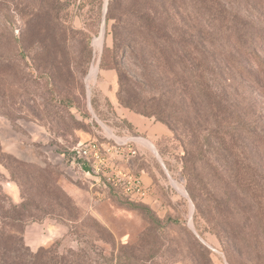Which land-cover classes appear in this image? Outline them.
Listing matches in <instances>:
<instances>
[{"label":"rangeland","instance_id":"rangeland-1","mask_svg":"<svg viewBox=\"0 0 264 264\" xmlns=\"http://www.w3.org/2000/svg\"><path fill=\"white\" fill-rule=\"evenodd\" d=\"M248 1L0 0V254L12 234L65 264H264V94L241 48L264 52V11ZM106 136L147 197L72 164Z\"/></svg>","mask_w":264,"mask_h":264},{"label":"trees","instance_id":"trees-1","mask_svg":"<svg viewBox=\"0 0 264 264\" xmlns=\"http://www.w3.org/2000/svg\"><path fill=\"white\" fill-rule=\"evenodd\" d=\"M255 2H256V5L260 7V10H258V13L261 11H264V0H249L247 3L249 10L253 12L257 11V8L254 4ZM111 6H112V1L109 4L107 20H110L111 18L110 16ZM142 12H139L137 16H134L133 18L136 21H140L141 19L143 21H149L153 18L149 14L145 16L146 11L144 13ZM263 14L264 12H262V14H258L257 16L263 17ZM117 23L120 24V20H118L116 24ZM134 24L135 22L131 20V22L129 23V27H128L129 32H131L132 34L144 36L146 40H152V38H150L151 37L150 33L148 34V33H145L144 31L142 32L141 26L134 25ZM146 24L148 26L149 23H146ZM257 37H259V44L261 45V47H263L264 46V34L259 33L257 34ZM116 40H118V38ZM250 43H251V39H250ZM241 48L243 49V53L248 54L250 57L249 59L251 61V67H252L250 68L252 69L253 72L250 71V69H248L249 70L248 72H250L249 77H251L253 82L257 86H259V92L264 94V84H262V82L258 78L259 76H262L264 78V52L262 49L259 50L257 46H255V43L250 44L249 46L247 44H244L243 46H241ZM241 69L244 70V66H241ZM255 70L257 72H255ZM141 113L144 114V112L142 111ZM129 124L132 126L130 122ZM11 208L15 210L16 207L11 205ZM3 217L5 221L9 220V221L14 222V225H15V222L17 221L19 222V220H17L16 218L11 217L9 213L8 214L6 213L5 216ZM9 236H10V239L12 238L13 240H15L16 246L14 247V249H10L8 252L0 254V264H65L66 263L65 255L57 254V252H55L54 246H51L49 248H41L39 251L35 252V251H32L28 246L25 247L23 245L24 243H22L23 241L22 236H16L12 234H10ZM21 243H22V246L17 247L19 244L21 245ZM73 263L74 262H72L71 264Z\"/></svg>","mask_w":264,"mask_h":264},{"label":"built area","instance_id":"built-area-1","mask_svg":"<svg viewBox=\"0 0 264 264\" xmlns=\"http://www.w3.org/2000/svg\"><path fill=\"white\" fill-rule=\"evenodd\" d=\"M106 136L103 140L82 142L72 149L70 161L88 175L107 177L108 180L122 182L123 189L131 197L145 198L151 188L140 176L122 175L117 166V158L124 147L125 141L113 136Z\"/></svg>","mask_w":264,"mask_h":264},{"label":"bare ground","instance_id":"bare-ground-1","mask_svg":"<svg viewBox=\"0 0 264 264\" xmlns=\"http://www.w3.org/2000/svg\"><path fill=\"white\" fill-rule=\"evenodd\" d=\"M103 31V30H102ZM103 37H104V33H103ZM96 43H97V45L99 46V47H102V44H103V38L101 37V38H98L97 40H96ZM97 71V68H94L93 69V74H95V72ZM107 131H109L110 133H113L112 131H111V129H107ZM135 139L136 140H138V141H143L144 139L143 138H140V137H135ZM148 146H150L155 152H156V150L150 145V144H148ZM174 181V180H173ZM175 182V181H174Z\"/></svg>","mask_w":264,"mask_h":264},{"label":"water","instance_id":"water-1","mask_svg":"<svg viewBox=\"0 0 264 264\" xmlns=\"http://www.w3.org/2000/svg\"><path fill=\"white\" fill-rule=\"evenodd\" d=\"M103 33H105V28L103 27Z\"/></svg>","mask_w":264,"mask_h":264},{"label":"crops","instance_id":"crops-1","mask_svg":"<svg viewBox=\"0 0 264 264\" xmlns=\"http://www.w3.org/2000/svg\"><path fill=\"white\" fill-rule=\"evenodd\" d=\"M134 122V121H133ZM134 123H136V122H134ZM140 138H142V137H140ZM144 139V138H143Z\"/></svg>","mask_w":264,"mask_h":264}]
</instances>
